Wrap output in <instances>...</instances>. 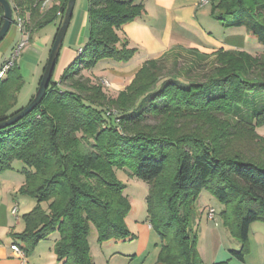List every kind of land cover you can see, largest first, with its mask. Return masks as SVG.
Listing matches in <instances>:
<instances>
[{"label":"trees","instance_id":"16d2710c","mask_svg":"<svg viewBox=\"0 0 264 264\" xmlns=\"http://www.w3.org/2000/svg\"><path fill=\"white\" fill-rule=\"evenodd\" d=\"M7 1L13 23L16 9L28 14L27 33L50 24L58 10L61 24L67 5L57 0L42 13V0ZM207 2L215 21L244 27L264 47V0ZM143 14L133 0H88L83 50L58 83L51 77L39 105L0 130V174L21 162L26 169L19 193L48 203L47 211L37 206L22 217L25 227L18 237L26 255L57 233V261L93 264L91 226L98 244L129 237L124 219L130 206L115 177L121 169L149 185L147 214L161 242L162 264H202L193 229L201 190L221 203L223 225L241 244L231 252L238 260L246 253L249 226L264 223V136L256 132L264 124V53L170 50L145 61L125 90L109 97L82 71L102 60L130 61L136 49L118 32ZM1 16L0 8V26ZM175 50L195 63L165 75V58ZM211 57V73L196 78L193 70ZM22 85L14 63L0 81V121L22 109L11 112ZM110 110L116 114L107 115ZM147 116L156 123H147Z\"/></svg>","mask_w":264,"mask_h":264},{"label":"crops","instance_id":"0c3cea01","mask_svg":"<svg viewBox=\"0 0 264 264\" xmlns=\"http://www.w3.org/2000/svg\"><path fill=\"white\" fill-rule=\"evenodd\" d=\"M133 1L136 4L139 3L138 0ZM42 2V13L51 10L54 5H58L57 0H42ZM156 2L157 7L169 12V21L172 16V22L176 25V29L166 30L164 36L160 38L155 36L153 30L139 20L121 28L118 32L119 36L125 39L130 47L136 49V53L128 62L131 65L130 70H122V67L119 76L108 74L103 77L110 84L109 88H103L109 97H116L119 92L125 90L145 61L159 59L170 50L195 49L207 55L214 54L219 50L245 52L259 50L260 53H257L256 56L264 53V47L259 45L244 27H228L227 31L231 33L222 41L212 37L210 30V33L206 32L208 27L203 25L204 21H214L210 15L209 3L200 5L198 0H156ZM145 10L147 13L144 16H148L147 7ZM13 16L16 21L15 12ZM19 17L25 30V26L29 24L28 14L24 13L23 16L19 15ZM60 17L61 14L58 10L50 24L41 29H33L30 33H27L26 30L22 32L16 23H13L0 42L1 67L9 60L15 47L21 41L26 40L25 46L15 61V66L20 70L23 80V85L17 93L15 106L19 98L23 97L26 100L25 105L32 100L59 28ZM87 22L88 15L84 10L79 12L75 21L71 17L65 34L66 37L72 25L69 44L63 48L62 43L59 52V55H62L61 64L56 78L52 79L53 82L58 83L64 69L77 56L71 47L84 41ZM213 24L215 26L211 28L217 30L223 28V24L220 22L214 21ZM194 30L199 31L201 39L193 35ZM246 40H248V44ZM79 48L77 52H79ZM28 65L31 74L27 73ZM101 67L103 70L114 71L116 69L113 64H103ZM82 75L91 81L93 80V77ZM7 77L8 73L2 81H5ZM94 83L98 84L96 81ZM24 169L26 167H23L22 171ZM15 170L11 167L10 171L0 174V264H22L11 250L12 245H17L23 249L24 244L18 235L23 232L25 227L23 219L19 217L20 200L18 198L20 197L19 189L24 185L25 177L21 171L16 173ZM14 206H17V214L12 215L10 210ZM208 208L206 207L204 211L196 214L194 225L196 228V249L202 264H264V223L254 222L249 226L246 253L243 260H238L231 252L240 249V242L223 225L222 219L216 212L213 220L207 217ZM129 233V237L124 240H111L104 244H98L96 237L93 241L92 239L89 240V251L93 264H162L157 260L161 242L155 234H152L150 224L148 226L140 225L136 234L131 230ZM57 238L58 235L55 233L47 239L39 241L33 250L26 255L24 264H63L57 261L54 251Z\"/></svg>","mask_w":264,"mask_h":264},{"label":"rangeland","instance_id":"374dc122","mask_svg":"<svg viewBox=\"0 0 264 264\" xmlns=\"http://www.w3.org/2000/svg\"><path fill=\"white\" fill-rule=\"evenodd\" d=\"M138 2H139L138 4H141L143 6L144 14L136 20L144 22L151 30H153V33L155 34V36L161 38L164 36V33L166 32V30L168 31V30L176 29V25L172 22V16L170 17V21H169V12L166 9H161V8L157 7L156 0H145V1L138 0ZM145 7H147V9H148V16H144L147 13V11L145 10ZM211 7H212V5L209 4V8H211ZM81 10H84L87 13L88 0H76L72 20H74V21L76 20V17L78 16L79 12H81ZM198 19L200 20L199 15H198ZM136 20H134V21H136ZM214 21H204L203 25L208 27L206 32H209V30H210L212 35H213L212 37H215L219 41H222V39L227 37L231 32L227 31L228 27H224V26L220 30L219 29L217 30L215 28H211V27L215 26L213 24ZM169 22H170V25H169ZM72 24H74V22ZM220 27H222L221 24H220ZM71 30H72V25L69 29L68 34L66 35V37L64 39L63 48L68 46V44H69V38L71 36ZM85 33L86 34H85L84 41L77 46L74 45L73 47H71V49H73L76 53H77V49L79 47H80L79 48L80 51L83 50L84 46L87 43L88 36H89V23L88 22L86 23ZM193 35L195 37H198L199 39H201L199 31L194 30ZM246 41H247L246 43L248 44V40H246ZM128 47H130V46L128 45ZM130 48H133V47H130ZM172 52L173 53H170L169 55L166 56L165 61H164L165 65H166V70H167V72H165V75H167L169 72H171L174 69L177 70L178 72H183L187 68L191 67L190 63L191 64L195 63V61L192 59V57L182 50H175ZM247 53L250 54L251 56L255 57L257 55V53H260V52H259V50H250ZM61 59H62V55L60 54L57 58L55 66H54V70L52 73V79H55L58 72H59L58 70L60 68L59 66L61 64ZM100 62L97 63L92 69L82 71V74H84L86 76L93 77L92 81H94V82L96 81L98 84L101 80L106 79L103 77H106V75H108V74L109 75L113 74V75L119 76V73H120L122 67H123L122 70H126V71L131 69V65H130V63H128L129 61L126 63H118V62H114L111 60H102V63H100ZM103 62H105V63H103ZM71 63L72 62H70V64ZM103 64H113L116 69H114V71H111L110 69L103 70V68L101 67V66H103ZM213 67H214V57H211L204 64H201V65H199V67H196L195 70H193V69L192 70H193V73H195L194 75L196 78L203 80V78H205L209 73H211V70ZM185 72H188V71H185ZM27 73L31 74V69L29 68V65L27 68ZM107 95H108V93H107ZM25 103H26V100L23 97L19 98V101H18L17 105L13 107L12 112L20 110L22 107H25L26 106ZM147 117H148L147 123H149V124L156 123L155 119H153L149 116H147ZM257 129L258 130H256V132L258 133V135L264 136V124L262 126L258 127ZM23 167H25V166L21 162H19V161L13 162L12 168L16 169L15 170V171H17L16 173H18L20 171L22 172ZM8 171H10V170H8ZM115 177H116L117 181L121 185L124 186L123 195L127 199V202L130 206V210L124 219L126 227H127L128 231L131 230V231H133V233L136 234L138 229H140V225L143 224V225L148 226L150 224L148 214H147V202H146V198H147L148 192H149V185H148V183L136 178L135 176H131L129 174V172L127 171V169L116 170L115 171ZM18 198L20 200V209H19V211H20L19 217L20 218H22L24 215L30 213L37 206L40 207L44 211L48 210V203L47 202L38 203L32 197L24 195V194H20V197H18ZM206 207L214 209L215 212L218 214V216H220V213L222 211L221 203L209 191L201 190L199 192V194L197 196V200H196V214L198 212L204 211ZM195 218H196V215H195ZM193 229L194 230L196 229L195 226H193ZM152 234H155V236L158 238L157 234L153 230H152ZM95 237H96L95 229L91 226V230H90V233L88 236V241L91 239H92V241L95 240Z\"/></svg>","mask_w":264,"mask_h":264},{"label":"water","instance_id":"95a60500","mask_svg":"<svg viewBox=\"0 0 264 264\" xmlns=\"http://www.w3.org/2000/svg\"><path fill=\"white\" fill-rule=\"evenodd\" d=\"M75 1L76 0H67V5L64 11L61 24L57 30L56 36L52 43L47 61L43 69V73L41 75V79L38 84V88L32 100L19 112L15 113L11 117L3 121H0V130L17 123L19 120L27 116L41 102L45 94V91L48 87L49 81L52 77L54 66L57 61L65 34L67 32L72 17ZM0 8L2 10V16H1L2 23L0 26V42H1L8 33L10 26L13 24V18H12V8L7 0H0Z\"/></svg>","mask_w":264,"mask_h":264},{"label":"built area","instance_id":"2783aa9c","mask_svg":"<svg viewBox=\"0 0 264 264\" xmlns=\"http://www.w3.org/2000/svg\"><path fill=\"white\" fill-rule=\"evenodd\" d=\"M200 5H205L207 4V0H198ZM43 8V5L42 7ZM15 14L17 16V19L15 21L16 25L18 26V28L22 31L25 32L24 30V26H23V22L21 20V18L19 17V11L16 9L15 10ZM26 44V40H23L20 42V44L18 46L15 47V49L13 50V52L10 55V58L7 62H5L1 67H0V81H2L5 76L7 75V73L9 72L10 68L13 66V64L15 63L16 59L18 58V56L21 53V50L23 49V47ZM80 52V50H79ZM99 84L104 87V88H109L110 84L106 79H103L99 82ZM116 112L114 110H110L107 112V115H115ZM11 214L15 215L17 214V206H14L11 209ZM215 216V211L212 208H208L207 209V217L211 220L214 219ZM11 250L13 251V253L16 255V257L22 262V264L25 263V257L26 254L24 252V250L22 248H20L17 245H12L11 246Z\"/></svg>","mask_w":264,"mask_h":264}]
</instances>
